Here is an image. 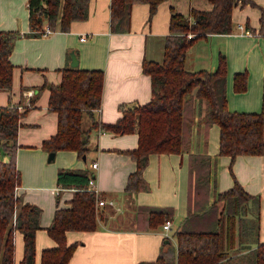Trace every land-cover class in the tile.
I'll list each match as a JSON object with an SVG mask.
<instances>
[{"label": "crops", "instance_id": "crops-1", "mask_svg": "<svg viewBox=\"0 0 264 264\" xmlns=\"http://www.w3.org/2000/svg\"><path fill=\"white\" fill-rule=\"evenodd\" d=\"M253 1L237 2L232 7L231 31L198 37L186 50L185 66L190 69H213L218 54L225 55V94L230 110L264 111V0ZM88 3L86 18L72 20L66 30L56 27L41 34L29 30L27 0H0V28L20 32L14 36L9 53L14 64L12 81L9 87H0V104L16 103L25 110L17 132L15 161L21 182L16 190L23 200L41 209L40 226L35 232V264L40 262L41 250L56 243L45 228L54 209L68 206L75 192L74 186L57 183L59 167H89L95 194L113 200L99 204L96 197L95 205L100 212L98 227L65 231L68 243L77 241L67 264H136L141 259H155L161 248L168 247L166 239L175 243L174 229L188 207H193L192 199L191 202L188 199L192 182L189 152L211 155L208 202L217 191L231 186L233 177L246 190L259 195L258 232L260 240H264V151L237 153L233 158L218 153L219 125L205 123L204 102L197 98L193 100L189 149L150 153L143 171L149 184L147 189L133 193L124 189L127 174L135 168V160L126 151L137 145L135 131L92 128L85 158L73 148L55 149L53 156L48 157L50 150L43 147L42 142L57 127V112L48 107L49 84L60 80L63 66L103 69L101 101L99 107L93 109L94 117L114 121L121 113V102H145L150 98V75L143 71L142 61L144 58L162 59L170 8L186 13L190 6L207 8L210 5L208 0H161L149 16L148 2L134 1L129 29L112 31L110 0H89ZM238 23H247L250 33L239 30ZM73 56L76 64H72ZM242 70L247 73L246 86L236 90L233 74ZM28 89H32V93H27ZM83 122L87 125L90 119L85 116ZM93 160L97 161L94 167ZM138 205L171 207V226L167 234L162 223L146 227L142 218L137 221ZM22 251V232L16 230L14 262L18 263Z\"/></svg>", "mask_w": 264, "mask_h": 264}, {"label": "trees", "instance_id": "trees-1", "mask_svg": "<svg viewBox=\"0 0 264 264\" xmlns=\"http://www.w3.org/2000/svg\"><path fill=\"white\" fill-rule=\"evenodd\" d=\"M134 1H147L149 16L161 0H110L109 27L128 30L130 8ZM207 8L190 6L184 13L170 8L168 32L164 36L161 60L144 58L143 71L149 73L151 95L145 102H121L120 115L111 122L97 120L93 109L99 107L104 71L97 67L63 66L58 82L49 84L48 107L57 112L54 133L44 138L48 150L73 148L82 156L89 148L90 130L100 127L113 132L135 131L137 145L127 149L135 168L127 174L124 189L130 193L147 189L143 171L152 152H181L189 149L193 100L204 102L206 124L219 125L218 153H260L264 151V111L230 110L226 104V57L218 54L213 69L185 66L186 50L198 37L232 30V7L253 0H208ZM89 0H27L28 27L40 33L44 21L52 28H69L74 19L86 18ZM61 4V6H60ZM248 27V24L245 23ZM249 28V27H248ZM191 31L192 35L187 36ZM19 31L0 28V87H9L14 64L9 59L13 38ZM246 71L233 74L236 90L246 86ZM194 89V91H193ZM16 103L0 104V264L14 262V235L23 236L22 256L17 264H35V232L40 226V207L23 200L16 188L21 172L15 156L20 117L24 113ZM90 123L84 125V117ZM211 155L189 152L190 183L186 214L174 229L175 243L160 249L155 259L136 264H264V240L259 238L260 197L249 192L233 177L228 188L216 192L208 202ZM233 174V172L231 171ZM89 167H59L57 183L74 186L68 206H57L45 226L56 241L41 250L39 264H67L77 241L67 242V229H94L100 212L96 195L89 188ZM58 197V196H57ZM137 221L156 226L172 215V208L138 205ZM165 239V238H164Z\"/></svg>", "mask_w": 264, "mask_h": 264}, {"label": "built area", "instance_id": "built-area-1", "mask_svg": "<svg viewBox=\"0 0 264 264\" xmlns=\"http://www.w3.org/2000/svg\"><path fill=\"white\" fill-rule=\"evenodd\" d=\"M238 28H239V30H241V31H243V32H245V33H250V29L248 28V27H246L243 23H238ZM53 29L46 23L45 25H43L42 27H41V29H40V33L41 34H46V33H48V32H50V31H52ZM190 35H192V32L191 31H189V32H187V36H190ZM81 37H83V36H81ZM27 93H32V89H28L27 90ZM96 164H97V161L96 160H93L92 162H91V165L94 167V166H96ZM89 188H91L92 190H94V192L96 191V188L94 187V183H93V176L91 175L90 176V178H89ZM106 201H108V202H112L113 200L112 199H104V198H102V197H99L98 199H97V203H99V204H101V203H104V202H106ZM162 228H163V230H164V232H165V234H167V231H168V229H170V226H171V219L170 218H166L163 222H162ZM12 264H17V262H13Z\"/></svg>", "mask_w": 264, "mask_h": 264}, {"label": "water", "instance_id": "water-1", "mask_svg": "<svg viewBox=\"0 0 264 264\" xmlns=\"http://www.w3.org/2000/svg\"><path fill=\"white\" fill-rule=\"evenodd\" d=\"M76 63H77L76 57L73 56L72 64H76ZM53 154H54V150H50L48 153V157L53 156ZM82 158H85V153L82 154Z\"/></svg>", "mask_w": 264, "mask_h": 264}, {"label": "rangeland", "instance_id": "rangeland-1", "mask_svg": "<svg viewBox=\"0 0 264 264\" xmlns=\"http://www.w3.org/2000/svg\"><path fill=\"white\" fill-rule=\"evenodd\" d=\"M175 223V222H174Z\"/></svg>", "mask_w": 264, "mask_h": 264}]
</instances>
